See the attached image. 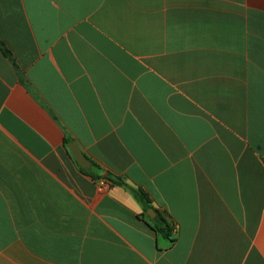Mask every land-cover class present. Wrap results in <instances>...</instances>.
<instances>
[{
    "label": "crops",
    "instance_id": "crops-1",
    "mask_svg": "<svg viewBox=\"0 0 264 264\" xmlns=\"http://www.w3.org/2000/svg\"><path fill=\"white\" fill-rule=\"evenodd\" d=\"M0 43V264H264V0H0Z\"/></svg>",
    "mask_w": 264,
    "mask_h": 264
},
{
    "label": "trees",
    "instance_id": "trees-1",
    "mask_svg": "<svg viewBox=\"0 0 264 264\" xmlns=\"http://www.w3.org/2000/svg\"><path fill=\"white\" fill-rule=\"evenodd\" d=\"M0 46L4 49V52L9 55V51L4 48V45L0 43ZM83 171L88 172L87 170L83 169ZM100 179H105L113 184H117L119 186H125V184L122 181H115L112 180L110 177H100L97 180ZM132 193L134 195V197L142 204L144 211L148 212L149 210L152 209V201L150 199V196L148 195V193L142 189H132ZM155 227H154V231H156L157 233H159L160 235H162L163 237L166 238H171L172 233H173V229L171 228V226L167 223V221L163 218V216L159 215L158 219L155 221Z\"/></svg>",
    "mask_w": 264,
    "mask_h": 264
},
{
    "label": "water",
    "instance_id": "water-1",
    "mask_svg": "<svg viewBox=\"0 0 264 264\" xmlns=\"http://www.w3.org/2000/svg\"><path fill=\"white\" fill-rule=\"evenodd\" d=\"M71 153L73 154L74 158L76 159V161L78 162V164L84 168V169H91L92 164L89 161L88 157L80 150L79 146L77 145V143H73L69 146ZM149 216H151L152 214H156L154 210H150L148 212ZM151 218H153L151 216Z\"/></svg>",
    "mask_w": 264,
    "mask_h": 264
},
{
    "label": "built area",
    "instance_id": "built-area-1",
    "mask_svg": "<svg viewBox=\"0 0 264 264\" xmlns=\"http://www.w3.org/2000/svg\"><path fill=\"white\" fill-rule=\"evenodd\" d=\"M103 180H105V179H103ZM107 181V180H106ZM109 182V181H108Z\"/></svg>",
    "mask_w": 264,
    "mask_h": 264
}]
</instances>
